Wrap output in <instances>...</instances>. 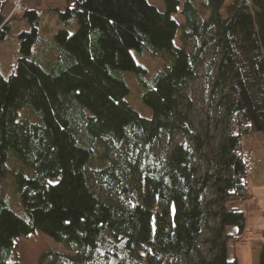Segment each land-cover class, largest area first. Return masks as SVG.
I'll list each match as a JSON object with an SVG mask.
<instances>
[{
  "label": "trees",
  "instance_id": "1",
  "mask_svg": "<svg viewBox=\"0 0 264 264\" xmlns=\"http://www.w3.org/2000/svg\"><path fill=\"white\" fill-rule=\"evenodd\" d=\"M8 3L0 0V43L14 21L29 29L19 32L12 73L0 71V264H16L19 240L37 232L75 253L46 251L38 264H239L228 245L243 240L237 203L251 197L243 139L264 135V0H164L165 12L147 0H73L54 10V57L40 44L41 12L9 18ZM211 50L216 151L186 95ZM133 52L161 67L148 78ZM126 72L152 118L128 102ZM24 109L38 122L21 120ZM17 198L24 214L12 208Z\"/></svg>",
  "mask_w": 264,
  "mask_h": 264
},
{
  "label": "rangeland",
  "instance_id": "2",
  "mask_svg": "<svg viewBox=\"0 0 264 264\" xmlns=\"http://www.w3.org/2000/svg\"><path fill=\"white\" fill-rule=\"evenodd\" d=\"M8 5L5 8V13L9 15L13 12V9L18 0H5ZM73 0H37V11L41 12L42 17L39 24L40 29V44L45 42V45L49 43L48 51L55 56L57 52V45L54 42V35L62 25L59 22L57 14L54 10L65 11L72 3ZM151 5L155 6L161 12H165L164 0H147ZM183 6L186 0H180ZM24 2V0H23ZM25 4V3H24ZM23 12V11H22ZM16 13L12 17L20 16L22 13ZM11 17V18H12ZM173 18L179 22L184 23V18L181 15H174ZM26 24L16 22L11 26V30L8 33L7 39L0 43V71L4 77H8L12 73V67L15 65L19 58V32L28 30ZM75 28L71 31L73 32ZM180 33V32H179ZM181 35V34H180ZM176 45L181 46L180 36L175 41ZM40 45L34 47V52H37V48ZM56 49V50H55ZM133 56L139 66H142L148 70L147 77L149 78L154 74L157 69L161 67V61L153 59L146 54H139L133 52ZM39 61V60H37ZM219 61V54L209 51L204 57V62L198 66L196 76L189 82V86L186 90V95L191 101L192 115L196 129L203 135L210 137L211 145L216 151L220 141V130L217 128V107L215 105L216 99L212 95L213 80L215 77L216 66ZM43 67L50 69L51 64L45 63L43 60L39 61ZM124 77L127 85L129 86L131 93L128 97L130 105L143 117L152 118V111L143 104L142 94L143 90L136 81L135 75L131 72L124 73ZM27 111V112H26ZM32 120V123L38 122V117L33 114V117L28 113V109H24L20 113L21 120ZM175 145H184L190 149L189 142L181 137H178L175 141ZM244 153L248 164V185L250 190V201H246L245 204L237 203L239 209H245L248 206V227L243 235V240L239 243H232L229 248V259L233 261V256L236 253V257L239 264H257L256 251L259 249V242L261 240L260 233L263 231L264 224V135L254 134L243 139ZM156 154L161 156L168 153L167 146L164 141H160L156 144ZM14 161L11 158V162ZM16 171L24 172L29 177H34L35 173L31 169H19ZM7 187L13 186L12 178L9 177L6 180ZM12 208L24 214L22 205L17 198V201ZM261 208L263 213L256 215L250 210ZM252 229V230H250ZM261 229V230H260ZM208 235L205 234L199 245L201 254L208 258V252L206 246L203 244V239ZM46 251H55L63 254L75 255L68 251L65 245L57 243L49 236L37 232L35 235L29 238H22L19 240L18 249L13 257V262L16 264H38L40 256ZM259 258V257H258ZM169 264H179L177 260H171ZM191 264H196V258L191 257Z\"/></svg>",
  "mask_w": 264,
  "mask_h": 264
},
{
  "label": "crops",
  "instance_id": "3",
  "mask_svg": "<svg viewBox=\"0 0 264 264\" xmlns=\"http://www.w3.org/2000/svg\"><path fill=\"white\" fill-rule=\"evenodd\" d=\"M24 3H25V5H26V7L28 8V9H30V10H37V8H38V5H37V0H24ZM246 201H250V200H246ZM246 201H242V202H238V203H243V204H245L246 203ZM243 211H244V213L246 214V219H247V221H248V206L246 205V208L245 209H242ZM250 212L252 213H254V214H256V215H260V213H263V210H261V208H260V210H259V208H256L255 210H253V209H251L250 210ZM247 225H248V222H247ZM246 225V230H247V226ZM263 226H264V224H263ZM250 230H252V229H250ZM261 230V229H260ZM263 231L260 233V235L264 232V227H263V229H262ZM227 232L229 233V234H231V235H237L238 234V229L237 228H235V227H230V228H228L227 229ZM239 243V242H238ZM232 244H229L228 245V252H229V248H230V246H231ZM261 245H262V236H261V240H260V242H259V249L256 251V261L257 260H259V255H260V251H261ZM237 255H236V253L234 254V256H233V260H235V259H237V257H236ZM257 264H258V261H257Z\"/></svg>",
  "mask_w": 264,
  "mask_h": 264
},
{
  "label": "built area",
  "instance_id": "4",
  "mask_svg": "<svg viewBox=\"0 0 264 264\" xmlns=\"http://www.w3.org/2000/svg\"><path fill=\"white\" fill-rule=\"evenodd\" d=\"M28 8L26 7V5L24 4V2H23V0H18L17 2H16V5H15V7H14V9H13V12L11 13V15H10V18L14 15V14H16V13H20V12H24V11H26Z\"/></svg>",
  "mask_w": 264,
  "mask_h": 264
}]
</instances>
